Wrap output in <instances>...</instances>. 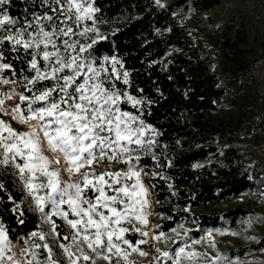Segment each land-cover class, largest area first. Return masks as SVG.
Returning a JSON list of instances; mask_svg holds the SVG:
<instances>
[{"label": "snow or ice", "instance_id": "snow-or-ice-1", "mask_svg": "<svg viewBox=\"0 0 264 264\" xmlns=\"http://www.w3.org/2000/svg\"><path fill=\"white\" fill-rule=\"evenodd\" d=\"M17 3L24 7L13 16ZM99 12L96 0H0V168L13 170L48 225L32 231L17 256L0 222V264H61L49 240L65 264H138L131 256H148L141 246L149 240L152 264H244L221 253L214 235L240 232L186 228L183 222L168 232L159 223L149 230L155 185L144 178L167 177L162 170L146 171L141 161L150 157L160 167L161 133L143 118L145 100L120 86H130L122 61L95 54L94 46L107 39ZM16 97L19 102L6 103ZM13 211L23 215L20 205ZM255 220L242 223L251 227ZM193 231L204 234L195 238ZM130 235L139 238L133 243Z\"/></svg>", "mask_w": 264, "mask_h": 264}, {"label": "trees", "instance_id": "trees-1", "mask_svg": "<svg viewBox=\"0 0 264 264\" xmlns=\"http://www.w3.org/2000/svg\"><path fill=\"white\" fill-rule=\"evenodd\" d=\"M220 4L221 0H173L164 5L155 0H96L100 9L97 16L102 21L98 25L107 39L98 41L95 54L100 58L116 56L122 61L130 74V86H120L145 100L143 118L161 133L156 146L160 167L150 157H144L141 163L146 171L162 170L167 177L151 181L144 178L145 184L155 185L150 195L153 221L165 232L180 222L186 228L201 230L220 228L226 221L234 225L249 211L242 206L222 209L220 205L256 186L243 171L242 152L234 146L239 141L235 130L241 126L233 121L227 128L218 116L229 82L221 83V74L199 54L175 17L179 8L206 12ZM23 7L17 3L11 14L19 15ZM253 42L240 31L223 35L221 47L231 62L224 67L228 78L243 73L252 57L264 61V33ZM13 66L17 70L21 67L18 62ZM5 75H11L10 71ZM168 161L170 167L165 166ZM0 182L5 185L0 190V222L15 242L38 230L39 219L11 171L0 169ZM16 205H20L22 216L13 211ZM186 208L190 211H184ZM164 216L173 219L165 220ZM203 233L193 231L191 235L199 238ZM250 248H243L241 255Z\"/></svg>", "mask_w": 264, "mask_h": 264}, {"label": "rangeland", "instance_id": "rangeland-1", "mask_svg": "<svg viewBox=\"0 0 264 264\" xmlns=\"http://www.w3.org/2000/svg\"><path fill=\"white\" fill-rule=\"evenodd\" d=\"M170 1L173 0H159V2L155 0L158 5H164ZM175 17L186 29L193 45L199 48V54L208 60L213 70L221 74V83L229 82L226 97L221 104L222 110L218 113V116L227 128L230 127L229 125L233 121L241 126L239 130H235L238 133L239 141L234 146L242 152L243 171L248 172L256 183L254 189L246 191L238 197L229 199L220 205L222 209L242 206L249 213L246 217L237 219L234 225L226 221L222 227L213 229L240 232V235L237 236L214 233L217 248L221 253L227 254L230 258L235 259L239 257L244 264H264V250H262L264 249V222H260L264 220V61L255 57L250 58L249 61L252 63L249 67L236 78L232 77L230 79L225 75L224 67L230 66L231 62L225 56V52L227 51L221 47L223 35L233 34L235 31L247 34L250 43L253 42V39L257 40L263 36L264 0H221L220 5L206 12H199L194 10L193 7H189L188 9L179 8L176 11ZM98 27L100 33L105 35L104 30L99 25ZM248 54L250 55L251 53ZM4 87L11 88L12 86L5 85ZM17 102H19L18 97L14 101H6L7 104ZM2 118L10 120L11 116H4ZM12 126L18 131H27V126L20 125L16 121H12ZM217 145L220 146V144ZM0 169L5 170L4 168ZM7 170L13 173L12 169L9 168ZM65 179H68L66 174ZM19 184L30 209L38 216L39 229L47 230L48 225L42 223L40 213L35 210L34 204L28 198L22 182L19 181ZM149 199L151 200V196H149ZM151 212L149 230L155 225L152 207ZM250 217H255L256 220L251 227H246L242 222ZM54 219L63 227L62 221L58 218ZM28 237L13 242L12 252L17 256H21L22 250L27 247L25 240ZM249 237L254 239H249ZM128 238L135 243V240L139 237L138 235H130ZM37 242L39 243V241ZM49 243L53 245L55 258L61 264H65L64 255L55 246V241L49 240ZM150 245L151 240H149L148 245L141 246L149 253L148 256L140 257L134 253L131 259L137 261L138 264H152L153 249ZM250 246L251 248L241 255V250ZM85 250L87 251V249ZM209 251L212 250L209 249ZM212 254L214 255L215 252ZM97 264H107V262L103 259H98Z\"/></svg>", "mask_w": 264, "mask_h": 264}]
</instances>
